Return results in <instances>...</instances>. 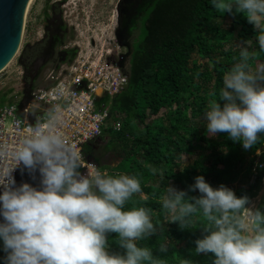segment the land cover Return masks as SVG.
<instances>
[{"label": "clouds", "instance_id": "clouds-1", "mask_svg": "<svg viewBox=\"0 0 264 264\" xmlns=\"http://www.w3.org/2000/svg\"><path fill=\"white\" fill-rule=\"evenodd\" d=\"M212 7L243 14L264 52V0H212ZM256 57L248 46L240 48L238 60L223 76V87L210 94L218 99L210 101L204 114L208 135L227 133L245 150L264 133V63L253 68ZM34 119L16 146L0 145V161L11 160L0 163V240L6 264H167L149 247L138 246L158 232L159 251L166 253L169 243L163 225L153 222L152 210L133 200L136 195L148 199L140 180L108 175L94 164L82 175L81 150L62 132V104H53ZM21 165L33 177L39 173V187L16 184L13 172ZM149 170L164 179L162 170ZM196 190L199 196H189L169 185L161 198L167 221L178 222L181 229L200 227L205 233L195 241L194 254H213L212 264H264V212L247 207L251 201L246 195L237 197L224 185L213 188L203 176L189 188ZM109 233L117 234L124 255L109 253ZM179 264L195 262L181 258Z\"/></svg>", "mask_w": 264, "mask_h": 264}, {"label": "trees", "instance_id": "trees-1", "mask_svg": "<svg viewBox=\"0 0 264 264\" xmlns=\"http://www.w3.org/2000/svg\"><path fill=\"white\" fill-rule=\"evenodd\" d=\"M118 10L117 39L128 49L130 67L126 70L127 88L101 99L110 102L113 119L121 121L120 130L109 128L101 137L107 136V148L122 157L118 165L110 168L109 175L125 174L139 179L148 199L134 196L136 206L150 208L153 222L163 225L162 235L169 242L166 253L159 251V232L139 241V247H149L154 257L166 259L167 264H179L181 258L195 264H212L213 254H194L195 241L205 235L202 229H181L178 222L167 221L161 212V198L169 185L187 191L189 196H199L198 190L189 191L197 176H203L213 188L224 185L237 197L246 195L250 201L261 190L264 133L259 134L253 148L245 150L227 133L213 137L207 134L206 127L193 124L204 117L210 101L218 99V95L210 94L219 93L223 76L238 60L242 46L257 53L252 67L257 62L264 63V52H260L256 39L258 33L243 14L219 12L212 7V0H121ZM56 12L52 10L47 17L44 37L26 43L18 57L24 71L23 106L33 103L32 93L49 64L58 70L79 52L78 47L64 48L69 28ZM227 16H231V24L223 30L217 20ZM236 41L243 45L235 48ZM1 99L7 102V94H1ZM163 109L166 114L160 115ZM19 115L24 117L23 110ZM91 145L92 142L84 147L87 159ZM184 154L193 155L195 160L177 169ZM149 166L162 170L164 179L159 172L153 175ZM132 206L128 204L126 210ZM258 209L264 212V197ZM194 223L198 226L199 219ZM117 239V234H108V251L124 255Z\"/></svg>", "mask_w": 264, "mask_h": 264}, {"label": "built area", "instance_id": "built-area-1", "mask_svg": "<svg viewBox=\"0 0 264 264\" xmlns=\"http://www.w3.org/2000/svg\"><path fill=\"white\" fill-rule=\"evenodd\" d=\"M117 46L126 48L119 41ZM115 54L116 58L114 48L100 49L96 43L92 50L78 52L72 62L50 73L49 86L36 89L32 93L33 103L28 105L22 103L20 107L22 99L18 104L9 95L7 102H3L0 93V145L16 146L28 127L35 123V116L60 103L64 106L66 120L62 132L81 150L84 165L93 164L85 156V145L101 138L109 128L121 129V121L112 117L110 102L101 100L122 92L129 84L123 63L126 53ZM20 110L24 117L19 115ZM0 163H11V160L6 158Z\"/></svg>", "mask_w": 264, "mask_h": 264}, {"label": "rangeland", "instance_id": "rangeland-1", "mask_svg": "<svg viewBox=\"0 0 264 264\" xmlns=\"http://www.w3.org/2000/svg\"><path fill=\"white\" fill-rule=\"evenodd\" d=\"M120 1L121 0H33L26 13L20 50L16 57L0 74V93L7 94L14 102L20 103L25 90L23 86L24 71L18 62V57L26 43H34L44 37L47 17L52 15V10L57 11L55 14L62 15L63 21L69 28L70 35L64 48L78 47L79 52L83 50L89 51L92 50L96 43V46L100 49L103 47L105 49L114 48V58L117 57L115 53L118 51L123 54L126 53L127 55L128 49L118 48L117 46L118 40L116 38L117 34L115 29L119 20L118 5ZM217 24L220 25L223 30L228 29L231 24V16L219 18ZM138 33L139 31L136 32V36H138ZM234 44L235 48H240L243 45L241 41H236ZM126 55L123 63L125 65V70H128L130 64L129 57H126ZM258 63L260 62H257L256 65ZM255 66H253V68H255ZM47 67L48 68L45 69L42 76L39 77L37 89L45 88L51 83L48 77L52 71H55V69H53L54 65L49 64ZM165 114L166 110L163 109L160 115ZM206 123V120L202 117L199 120H195L193 124H200L206 127ZM139 126L143 127L142 124ZM107 140L108 137L106 136L105 141ZM194 160L195 157L193 155L184 154L182 156L183 163L181 166L177 167V169H183L185 166L192 164ZM173 187L176 188L174 185ZM260 192L261 190L258 191L257 196ZM257 196L249 204L250 207L255 205Z\"/></svg>", "mask_w": 264, "mask_h": 264}, {"label": "water", "instance_id": "water-1", "mask_svg": "<svg viewBox=\"0 0 264 264\" xmlns=\"http://www.w3.org/2000/svg\"><path fill=\"white\" fill-rule=\"evenodd\" d=\"M31 2L32 0H0V74L20 50L25 17ZM19 106H22V102ZM22 168L23 166L21 165L13 172L16 184L29 183L34 187H39V173H35V177H33L27 170L22 171ZM263 197L264 178L261 192L257 196L253 210L258 209ZM2 220L3 218L0 216V222Z\"/></svg>", "mask_w": 264, "mask_h": 264}, {"label": "flooded vegetation", "instance_id": "flooded-vegetation-1", "mask_svg": "<svg viewBox=\"0 0 264 264\" xmlns=\"http://www.w3.org/2000/svg\"><path fill=\"white\" fill-rule=\"evenodd\" d=\"M109 145V141H105V139H97L92 143V149L90 150V157L88 161L92 162L96 165L102 172H105L109 175L110 168L118 165L122 158L116 151L108 149L107 146ZM82 167L81 174H87V165ZM6 255L3 251V243L0 240V264H5L6 262Z\"/></svg>", "mask_w": 264, "mask_h": 264}, {"label": "bare ground", "instance_id": "bare-ground-1", "mask_svg": "<svg viewBox=\"0 0 264 264\" xmlns=\"http://www.w3.org/2000/svg\"><path fill=\"white\" fill-rule=\"evenodd\" d=\"M33 1V0H32Z\"/></svg>", "mask_w": 264, "mask_h": 264}]
</instances>
